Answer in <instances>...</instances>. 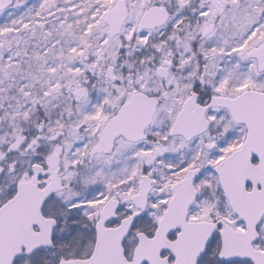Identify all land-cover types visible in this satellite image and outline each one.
<instances>
[{"label":"snow or ice","instance_id":"obj_1","mask_svg":"<svg viewBox=\"0 0 264 264\" xmlns=\"http://www.w3.org/2000/svg\"><path fill=\"white\" fill-rule=\"evenodd\" d=\"M0 264H264V0H0Z\"/></svg>","mask_w":264,"mask_h":264}]
</instances>
